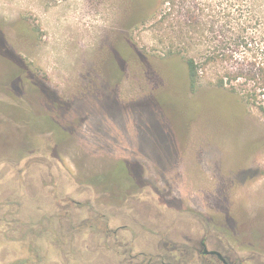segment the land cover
<instances>
[{
    "label": "rangeland",
    "instance_id": "obj_1",
    "mask_svg": "<svg viewBox=\"0 0 264 264\" xmlns=\"http://www.w3.org/2000/svg\"><path fill=\"white\" fill-rule=\"evenodd\" d=\"M166 1L0 0V264H116L122 213L121 240L155 251L152 210L264 257V115L235 79L264 36L225 57L238 25H184ZM133 196L161 199L146 229Z\"/></svg>",
    "mask_w": 264,
    "mask_h": 264
},
{
    "label": "flooded vegetation",
    "instance_id": "obj_2",
    "mask_svg": "<svg viewBox=\"0 0 264 264\" xmlns=\"http://www.w3.org/2000/svg\"><path fill=\"white\" fill-rule=\"evenodd\" d=\"M121 2L127 4L128 0H121ZM143 184L142 180L139 183H129L124 189L126 191L133 188L132 186L140 188ZM127 201L131 206V213L135 215L133 221L136 222V226H141L142 229H146V227L144 228L145 224L141 223L139 216L143 215L146 208V211L150 212L152 208L161 204V199L158 197L145 199L133 196ZM152 212L154 213L152 216L154 224H151L152 227L148 230L153 229L150 232H153L156 237L155 251L140 250L139 253L134 254V249L139 246L136 240L126 242L124 239L121 240L122 237H119L118 233L129 228L128 217L131 218L122 213L127 223L111 229L115 235L114 246L124 250L122 254L124 259L116 264H264V257L255 251L241 247L242 243L233 242L230 238L234 237V232L218 223L219 220L192 212L194 218L190 219L192 222L185 225L183 229H177V224L180 221L178 218L171 216L166 219V215H161L158 210H152ZM120 217L121 215H118L117 218ZM108 222L106 220V226L109 228L111 222ZM177 236L182 239H171V237Z\"/></svg>",
    "mask_w": 264,
    "mask_h": 264
},
{
    "label": "trees",
    "instance_id": "obj_3",
    "mask_svg": "<svg viewBox=\"0 0 264 264\" xmlns=\"http://www.w3.org/2000/svg\"><path fill=\"white\" fill-rule=\"evenodd\" d=\"M166 8L171 13H179V20L184 25H221L227 32L229 25H238L235 35L228 37L233 40L222 49V55L227 57L232 54L231 47L235 44L241 48L248 39L247 31L257 29L264 36V0H167ZM225 39V38H224ZM227 40V38L225 39ZM229 45V46H228ZM228 46V47H227ZM261 53L254 62H249L246 57L242 59L240 67L236 69L235 79L245 78L252 81L253 89L243 95L248 102L254 104L264 115V45L259 49ZM215 57L209 58L216 60ZM189 73V82L192 88L196 87L198 66L193 59H186ZM220 86L223 85L221 81ZM243 98L241 99L244 102Z\"/></svg>",
    "mask_w": 264,
    "mask_h": 264
}]
</instances>
